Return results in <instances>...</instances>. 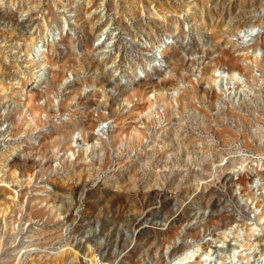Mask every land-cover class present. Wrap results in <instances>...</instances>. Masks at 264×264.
I'll use <instances>...</instances> for the list:
<instances>
[{"label":"rangeland","instance_id":"1","mask_svg":"<svg viewBox=\"0 0 264 264\" xmlns=\"http://www.w3.org/2000/svg\"><path fill=\"white\" fill-rule=\"evenodd\" d=\"M263 43L264 0H0V264H264Z\"/></svg>","mask_w":264,"mask_h":264},{"label":"bare ground","instance_id":"2","mask_svg":"<svg viewBox=\"0 0 264 264\" xmlns=\"http://www.w3.org/2000/svg\"><path fill=\"white\" fill-rule=\"evenodd\" d=\"M264 44V43H263ZM164 81H166V80H164ZM153 82H155V81H153ZM153 82H152V84L150 83L149 85H146L145 87L144 86H142V87H139V88H137V95H139L140 97H142V95H144L145 96V94H146V96H147V94H149V90H155V89H157L158 91H159V89L161 90V88H168V86L170 87L171 85H173V84H171V83H167V82H161L162 84L161 85H157L156 84V82H155V84H153ZM140 83V82H139ZM143 84H144V82H142ZM149 83V82H148ZM147 83V84H148ZM158 83H160V82H158ZM176 83V82H175ZM140 85V84H139ZM176 86V85H175ZM135 89H136V87H135ZM135 91V90H134ZM136 93V92H135ZM34 95V94H33ZM136 95V94H135ZM134 96V95H133ZM145 98V97H144ZM142 99V98H141ZM33 103V102H32ZM148 107V106H147ZM41 112V111H40ZM51 112V111H50ZM167 117V116H166ZM37 119V118H36ZM104 119V118H103ZM90 125V124H89ZM97 125V124H96ZM88 129V128H87ZM90 135H91V133H90ZM89 135V138H92V140L94 139L92 136H90ZM88 138V137H87ZM86 138V139H87ZM60 144V143H59ZM62 146V145H61ZM65 147H66V145H64ZM64 147V148H65ZM13 165H15V166H18V167H20V169H28V170H30V169H34L35 170V168H37L38 166H39V163L37 162V161H35V159L33 160H31V159H23V157H17V158H15L14 159V161H13ZM41 165V164H40ZM25 171V170H24ZM30 171H32V170H30ZM248 181V180H247ZM241 183H243V180L241 181ZM238 184V183H237ZM246 184V183H245ZM82 186V185H81ZM80 186V187H81ZM85 187V186H84ZM38 213H39V211H38ZM63 256V255H62Z\"/></svg>","mask_w":264,"mask_h":264}]
</instances>
